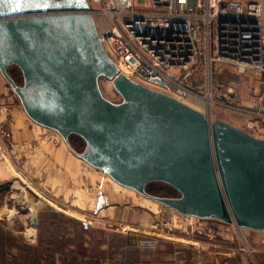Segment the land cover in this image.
<instances>
[{
    "label": "water",
    "instance_id": "obj_1",
    "mask_svg": "<svg viewBox=\"0 0 264 264\" xmlns=\"http://www.w3.org/2000/svg\"><path fill=\"white\" fill-rule=\"evenodd\" d=\"M84 11V0H0V75L25 115L68 149L78 136L75 156L179 215L264 231V139L118 74ZM99 77L118 102L101 95ZM152 181L178 196L146 193Z\"/></svg>",
    "mask_w": 264,
    "mask_h": 264
},
{
    "label": "rangeland",
    "instance_id": "obj_2",
    "mask_svg": "<svg viewBox=\"0 0 264 264\" xmlns=\"http://www.w3.org/2000/svg\"><path fill=\"white\" fill-rule=\"evenodd\" d=\"M7 69L16 84L21 85L18 69L14 65ZM218 74L209 86L212 99L219 104L215 105L211 115H207L208 118L211 116V119L222 120L241 130H244L247 122H253L255 128L250 132L264 138V121L252 113L259 110L264 114V107L256 101L258 74L251 69L237 71L232 67H221ZM5 86L6 97L11 99L5 106L15 104L21 108L6 82ZM97 86L108 101L116 103L120 100L110 81L99 77ZM227 87L232 88V93L225 92ZM199 89H202L201 85ZM189 104L201 109L197 104ZM6 114L0 118V163L9 174V179L0 189V197L3 196L5 201V208L0 211V225L4 228H0L5 230L8 237L16 239L13 244L22 247V250L11 248L7 253V262L0 264H11V259L16 264H27L28 260V264H31V248L39 240L46 242L38 247L42 255L41 264H78L80 254L87 256V264H92L96 257L103 258L108 264H135L129 258L131 253H137L139 262L143 261V257L156 261L160 257L156 255L159 250L167 249L160 248V245H166L160 242L170 243L172 247L168 248L174 249L176 256L183 255L185 250L198 249L191 245L193 242L209 245V248L199 250L227 251L232 256L239 254L243 256L241 262L244 264H264V231L239 229L213 219L179 215L116 184L101 170L89 166L77 156H55V178L51 189L42 179L31 176L21 160L13 157L12 144L7 140L9 115ZM45 130L53 136L54 141L61 142L56 132L48 128ZM68 137L67 142L81 152L83 141L74 134ZM144 189L153 196H178L173 188L158 181L146 183ZM46 201L49 203L46 204ZM94 202L97 205L93 208ZM38 203L43 204L46 210L37 212L34 234L27 236L32 224L26 207H35ZM151 233L160 235L155 238L150 236ZM148 238L155 239L157 243L148 245ZM143 253L145 256L141 258ZM47 254L49 258L46 259ZM70 257L75 260L74 263Z\"/></svg>",
    "mask_w": 264,
    "mask_h": 264
},
{
    "label": "built area",
    "instance_id": "obj_3",
    "mask_svg": "<svg viewBox=\"0 0 264 264\" xmlns=\"http://www.w3.org/2000/svg\"><path fill=\"white\" fill-rule=\"evenodd\" d=\"M84 1L105 60L128 80L191 108L197 104L208 118L219 104L209 83L220 68L251 69L259 77L256 101L264 107V0ZM252 113L264 121L262 112ZM252 128L247 122L242 131L264 139Z\"/></svg>",
    "mask_w": 264,
    "mask_h": 264
},
{
    "label": "crops",
    "instance_id": "obj_4",
    "mask_svg": "<svg viewBox=\"0 0 264 264\" xmlns=\"http://www.w3.org/2000/svg\"><path fill=\"white\" fill-rule=\"evenodd\" d=\"M6 86L4 79L0 75V118L2 115H9V125L7 135H9L8 142L12 144V155L13 157L21 160V163L26 168L30 175L39 179H42L46 185H49L53 189L54 185V160L55 156L60 154L62 157L68 155L75 156L66 146V144L61 140L54 141V138L49 134L45 128L33 123L18 106L11 105L6 107L7 102H11V99L6 97ZM231 102L234 101L233 97H230ZM233 103V102H232ZM229 106L228 108H230ZM7 111V112H6ZM9 179V174L6 172L2 164L0 163V189L4 187ZM5 201H3V196L0 197V211L5 207ZM96 202L92 203L93 208L96 207ZM31 222V226L35 227L37 223V212L45 211L46 208L43 204L38 203L35 207H26ZM96 210V209H95ZM35 218V224H33L32 219ZM4 228L2 225H0ZM164 246L160 245V248ZM160 252L156 254L160 256L156 261L149 258H144L139 264H218V260L225 256H232L227 251L215 252L206 251L200 252L199 249L189 255L176 256L168 253L165 249L159 250ZM145 256V253L142 254ZM238 255V259L242 260L241 255ZM146 259V260H145ZM136 263V262H134ZM138 264V263H136Z\"/></svg>",
    "mask_w": 264,
    "mask_h": 264
},
{
    "label": "trees",
    "instance_id": "obj_5",
    "mask_svg": "<svg viewBox=\"0 0 264 264\" xmlns=\"http://www.w3.org/2000/svg\"><path fill=\"white\" fill-rule=\"evenodd\" d=\"M6 72H7V74L11 77V79L15 82V83H17L16 82V80L13 78V76H12V74L10 73V72H8V69H6ZM217 75H219V74H217ZM217 75H216V77H217ZM78 137V136H77ZM69 138V137H68ZM79 138V137H78ZM80 139V138H79ZM81 140V139H80ZM68 143V147H69V149H70V151L72 152V153H78V151L73 147V145H71V143L68 141L67 142ZM149 183V182H148ZM165 184V183H164ZM169 186V185H168ZM170 188H172L171 186H169ZM85 226V225H84ZM9 239H11V240H9ZM13 241H16V239H14V238H12V237H8L7 236V234H6V232H5V230L4 229H2V228H0V262L1 263H6L7 262V253L9 252V250L11 249V248H14V249H18L19 251L20 250H22V247H18V246H16L15 244H13ZM158 242H160V241H158ZM146 243L148 244V245H155L156 243H157V241L155 240V239H152V238H148L147 239V241H146ZM161 244H166L164 247H166L167 249V251H168V253H170V254H173V250L174 249H169L168 247H172L171 246V244L170 243H167V242H160ZM44 244H46V242L45 241H41V240H39L38 241V243L35 245V246H33V248H31V255H30V257L32 258V260H30L31 261V264H41V261H42V255H40L39 254V251H38V247L39 246H42V245H44ZM159 245V244H158ZM46 246V245H45ZM51 247L53 248L54 246H52V244H51ZM65 248V247H64ZM193 249V250H192ZM191 250H185V251H183L184 253H183V255H181V257L183 256H187V255H189V254H191V252L193 253L194 252V254L196 253V250L197 249H194V248H192ZM200 252H205V251H203V250H199ZM49 251H47V253H48ZM219 253V252H218ZM79 258H80V261L78 262V264H87L86 263V260L85 259H87L86 257V255H84V254H80L79 256H78ZM143 257V255H141V258ZM47 258H49V254H47V256H46V259ZM97 258V257H96ZM96 258H93V263L92 264H108V263H105V261L103 260V258H100V259H96ZM129 258L133 261V262H136V263H140L138 260H139V258L140 257H138V255H137V253L136 254H130V256H129ZM70 259H71V262H75V260L73 259V258H71L70 257ZM240 259H238V257L235 255V256H225V255H223L222 254V257H220L219 258V260H218V264H244V263H242L241 262V260L239 261ZM96 261V262H95ZM11 264H16L14 261H13V259H11V262H10ZM29 263V260L27 261V264ZM135 263V264H136ZM111 264V263H110Z\"/></svg>",
    "mask_w": 264,
    "mask_h": 264
},
{
    "label": "bare ground",
    "instance_id": "obj_6",
    "mask_svg": "<svg viewBox=\"0 0 264 264\" xmlns=\"http://www.w3.org/2000/svg\"><path fill=\"white\" fill-rule=\"evenodd\" d=\"M26 200V199H25ZM25 200H24V202L23 203H25ZM33 205H35V204H33ZM26 231V230H25ZM26 233V232H25ZM33 234H34V227L33 226H31L29 229H28V231H27V236H33Z\"/></svg>",
    "mask_w": 264,
    "mask_h": 264
},
{
    "label": "flooded vegetation",
    "instance_id": "obj_7",
    "mask_svg": "<svg viewBox=\"0 0 264 264\" xmlns=\"http://www.w3.org/2000/svg\"><path fill=\"white\" fill-rule=\"evenodd\" d=\"M11 66V65H10ZM18 72H20L19 70H18ZM20 75H21V73H20ZM98 80V79H97Z\"/></svg>",
    "mask_w": 264,
    "mask_h": 264
}]
</instances>
